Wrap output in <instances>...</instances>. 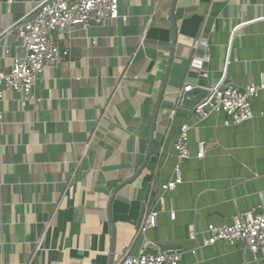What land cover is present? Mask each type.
Returning a JSON list of instances; mask_svg holds the SVG:
<instances>
[{"label": "crops", "instance_id": "0c3cea01", "mask_svg": "<svg viewBox=\"0 0 264 264\" xmlns=\"http://www.w3.org/2000/svg\"><path fill=\"white\" fill-rule=\"evenodd\" d=\"M1 1L5 74L23 53L4 31L39 0ZM119 5L117 21L56 34L69 54L44 70L27 108L19 93L0 101V264H115L127 250L159 249L183 250L181 264H264V249L253 253L242 241L199 248L210 225L229 226L264 203V90L252 101L254 118L240 125H226L224 114L197 119L192 109L203 89L178 106L186 85L220 81L233 29L264 16V0ZM196 55L205 57L208 78L191 69ZM227 77L243 90L264 83V21L234 39ZM183 124L191 158L180 164L183 183L164 193ZM160 194L165 211L140 237Z\"/></svg>", "mask_w": 264, "mask_h": 264}, {"label": "built area", "instance_id": "2783aa9c", "mask_svg": "<svg viewBox=\"0 0 264 264\" xmlns=\"http://www.w3.org/2000/svg\"><path fill=\"white\" fill-rule=\"evenodd\" d=\"M12 3L13 0H7V4ZM35 4L36 7L33 10L23 15L11 28L4 31L5 37L8 35L15 37L23 55L12 59V66L8 73L0 74V101L7 93H19L22 95L23 108H27L36 100L34 89L44 70L58 67L69 54L60 49L56 40L57 33H71L77 27L88 31L93 27L104 26L120 18L119 0H39ZM255 21H264V16L252 21H243L233 29L229 53L225 59L220 81L205 88L199 85H186L178 93L179 107L183 106L186 94L195 89H203L206 95L192 109V114L200 121L212 115L224 114L227 119L226 125H240L254 118L252 101L264 90V83L260 86L252 85L244 90L240 89L229 81L227 69L230 65V52L234 39L245 27ZM202 39L195 44V50L198 53L200 46L204 45ZM205 46L207 47V44ZM5 55L9 57L8 49L5 50ZM204 64L205 57L199 58L197 55L191 63V69L196 71L200 78H208ZM2 118L0 113V120ZM189 132L190 126L183 124L174 144L178 165L173 179L162 186L164 193L175 191L183 183L180 164L191 158ZM204 154V147L201 144L198 158L202 159ZM159 205L161 210L157 209ZM165 208V197L160 194L157 204L150 206L144 215L139 231L140 237H146L150 229L157 227L159 214L165 211ZM171 219L173 221L176 219L173 211H171ZM190 237L193 240L197 239L194 226L190 227ZM202 239L199 248L214 246L218 243L233 244L242 241L253 253L264 249V203L257 213L238 215L229 226L210 225L202 233ZM183 256L184 251L180 249L141 251L139 255H133L130 250H127L120 255L115 264H181Z\"/></svg>", "mask_w": 264, "mask_h": 264}, {"label": "water", "instance_id": "95a60500", "mask_svg": "<svg viewBox=\"0 0 264 264\" xmlns=\"http://www.w3.org/2000/svg\"><path fill=\"white\" fill-rule=\"evenodd\" d=\"M195 90H196V89H195ZM205 95H206V92L204 93V96H205ZM204 96H203V97H204ZM203 97H201V98L198 100V102H199ZM187 98H188V94H186V96H185L184 104L186 103ZM198 102H197V103H198ZM197 103H196V104H197Z\"/></svg>", "mask_w": 264, "mask_h": 264}]
</instances>
